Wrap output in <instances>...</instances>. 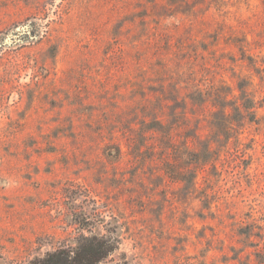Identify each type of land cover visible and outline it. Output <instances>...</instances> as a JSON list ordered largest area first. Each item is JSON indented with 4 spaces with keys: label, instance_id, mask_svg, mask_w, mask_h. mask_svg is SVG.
<instances>
[{
    "label": "rangeland",
    "instance_id": "374dc122",
    "mask_svg": "<svg viewBox=\"0 0 264 264\" xmlns=\"http://www.w3.org/2000/svg\"><path fill=\"white\" fill-rule=\"evenodd\" d=\"M90 240L264 264V0H0V264Z\"/></svg>",
    "mask_w": 264,
    "mask_h": 264
},
{
    "label": "trees",
    "instance_id": "16d2710c",
    "mask_svg": "<svg viewBox=\"0 0 264 264\" xmlns=\"http://www.w3.org/2000/svg\"><path fill=\"white\" fill-rule=\"evenodd\" d=\"M241 91H243V89H241ZM250 110L251 109L249 108V111ZM251 121L253 122L254 120H251ZM218 128H222V127H220L219 125ZM212 150H213V142L212 143L207 142V144L205 145V152H210ZM94 241L95 240H92V241L90 240L88 245L84 246V248L80 251L79 256L76 259H74L73 262H79L81 264H94V261H95L94 259H98V258L100 259L104 257L108 252H111V249L110 250L108 249V252H105V248L103 244L97 243ZM61 261L67 263L68 259L64 258L63 254L54 253L51 255L50 260L48 261V264L49 263L50 264H62Z\"/></svg>",
    "mask_w": 264,
    "mask_h": 264
}]
</instances>
